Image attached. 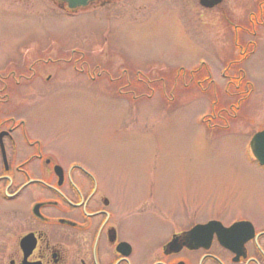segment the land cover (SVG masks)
Masks as SVG:
<instances>
[{"label":"rangeland","instance_id":"374dc122","mask_svg":"<svg viewBox=\"0 0 264 264\" xmlns=\"http://www.w3.org/2000/svg\"><path fill=\"white\" fill-rule=\"evenodd\" d=\"M4 2L14 6L17 0ZM154 2L153 10L146 3L145 11L138 8L120 21L112 7H88L69 17L49 0H35L37 13L29 4L20 11L13 10L19 6L0 5V44L10 49L39 40L41 46L52 38L61 48L69 45L72 65L84 71L57 80L60 84L46 91L24 88L23 109L8 115L16 123L36 126L41 136L49 137V149L70 153L74 161L105 169L152 170L150 175L173 170L178 180L165 183L197 190L201 202L233 208L239 203L225 193L258 184L260 177L259 166L241 156L245 142L264 127V0H222L211 13L202 11L198 0ZM239 49L248 55L228 68L241 58ZM183 72L210 74L216 89L202 92L189 84L183 90L171 80ZM93 73L98 76L90 80ZM135 73L149 81L135 84L146 92L136 99L119 95V86L128 81L124 78L133 79ZM222 74L248 84L242 89L247 94L224 93L228 81ZM118 77L119 85L114 82ZM161 80L175 87L164 94ZM147 86L155 91L148 92ZM71 87L72 92L59 96V89ZM198 123L230 124L213 135Z\"/></svg>","mask_w":264,"mask_h":264},{"label":"flooded vegetation","instance_id":"af4514ba","mask_svg":"<svg viewBox=\"0 0 264 264\" xmlns=\"http://www.w3.org/2000/svg\"><path fill=\"white\" fill-rule=\"evenodd\" d=\"M139 1L97 0L92 7L100 11L112 7L119 11L114 15L120 21L138 8L145 11L146 3L153 10L154 0ZM49 2L55 9L56 1ZM28 4L37 13L35 0L13 2L18 9L0 0V5L16 11ZM217 8L201 10L211 13ZM54 9L50 12L55 13ZM65 13L74 14L66 9ZM51 39L41 46L39 40L27 46L19 42L10 49L8 44H0V264H264V167L256 168L258 184L225 193L239 203L228 209L201 202L195 189L165 183L178 180L173 170L150 175L152 170L105 169L74 161L76 157L70 153L49 149V137L41 136L36 126L16 123L8 115L10 110L23 109L24 88L46 91L60 84L59 79L84 74L72 65L69 45L61 48ZM232 64L237 65L232 62L228 68ZM97 76L89 74V79ZM133 76L124 78L128 81L119 86V95L136 99L146 92L144 88L139 92L135 84L148 85L147 78H138L139 73ZM236 77L222 74L228 81L224 93L232 95L229 89L238 96L245 93L246 84ZM171 78L183 90L189 84L202 92L216 89L210 74L183 72ZM121 79L114 82L119 85ZM174 87L161 80L164 94ZM68 91L72 87L59 89V96ZM154 91L148 87V92ZM16 93L17 99L13 97ZM228 124L202 123L200 127L214 135L225 132L222 129ZM248 141L241 160L258 166L248 152ZM217 230H229L226 247L219 243Z\"/></svg>","mask_w":264,"mask_h":264},{"label":"water","instance_id":"95a60500","mask_svg":"<svg viewBox=\"0 0 264 264\" xmlns=\"http://www.w3.org/2000/svg\"><path fill=\"white\" fill-rule=\"evenodd\" d=\"M61 5H66L69 10H76L79 8H86L90 3L95 0H57ZM221 3V0H199L200 6L203 8H213ZM250 148L253 157L257 160L260 166H264V130L251 139ZM212 226V224H211ZM205 226L203 229H208ZM229 230H217V239L223 246H227L229 240Z\"/></svg>","mask_w":264,"mask_h":264},{"label":"trees","instance_id":"16d2710c","mask_svg":"<svg viewBox=\"0 0 264 264\" xmlns=\"http://www.w3.org/2000/svg\"><path fill=\"white\" fill-rule=\"evenodd\" d=\"M255 23H256V21H255Z\"/></svg>","mask_w":264,"mask_h":264}]
</instances>
